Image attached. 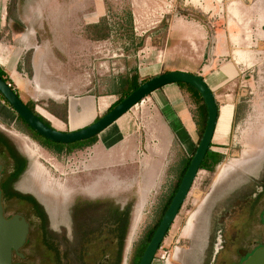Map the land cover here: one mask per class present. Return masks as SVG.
<instances>
[{"label":"rangeland","instance_id":"obj_1","mask_svg":"<svg viewBox=\"0 0 264 264\" xmlns=\"http://www.w3.org/2000/svg\"><path fill=\"white\" fill-rule=\"evenodd\" d=\"M0 9V22L7 24L9 33L31 31L28 40L38 43L41 51L38 82L55 95L93 94L116 102L126 77L144 80L169 70L200 73L202 67L218 74L227 66L229 76L219 80L214 90L220 118L210 149L221 156L214 171L240 153L245 143L256 148L264 114V0H0ZM93 25L107 26L108 36L98 39ZM12 36L4 39L16 42ZM14 38L13 44H18L19 38ZM29 55L31 59V50L21 61L29 79L18 92L24 101L30 95L38 98L35 109L42 112L45 101L40 97L45 93H32L25 61ZM180 94L181 99L171 104L162 91L150 93L127 111L129 131L111 127L104 138L100 133L95 142L63 153L42 148L0 98V130L28 161L17 186L46 206L54 230L47 236H53L55 243L65 236L68 242L60 250L69 248L67 256L51 249L34 223L21 249L25 257L14 256L15 263L96 264L114 258L115 241L106 224L97 233V224H92L89 231L86 227L72 238L68 207L73 195L80 194L91 203L97 199L129 206L130 228L121 261L128 264L134 244L159 217L179 179L182 161L200 139L198 104L188 91L180 89ZM248 176L236 166L212 188L215 174L200 170L151 264H202L207 237L215 227L212 220H224L225 230L231 232L237 220L248 214L247 207L230 201L233 190L241 188ZM202 200L193 233L186 235L185 220ZM6 204L8 214L24 209L16 200ZM91 215L99 217L94 210ZM80 249L83 255L77 254Z\"/></svg>","mask_w":264,"mask_h":264},{"label":"flooded vegetation","instance_id":"obj_2","mask_svg":"<svg viewBox=\"0 0 264 264\" xmlns=\"http://www.w3.org/2000/svg\"><path fill=\"white\" fill-rule=\"evenodd\" d=\"M231 114H233V107L231 109ZM232 116V115H231ZM263 122L258 127L257 133L259 134L256 136V143L257 146L255 149L253 147L246 144L243 145L244 147L240 150V153L234 154L230 161H227L224 165L220 166L217 172L214 171L217 163L213 164L214 159L211 158L209 160V164L207 167L200 168L199 170H204L209 172V174H215V178L211 183V187L215 188L219 183H221L225 176L234 169L236 166H240L243 168L245 172L250 173V176L247 177L246 181L244 182L243 186L239 189H234L230 195V201L234 203V205L247 207L248 214L241 217L237 220V224L232 226L231 232L225 230L226 224H224V220L220 218H216V220H212L215 227L214 230L207 237L206 241V248L203 252V260L202 264H243L246 258L258 247L264 245V114L262 115ZM217 131V129H216ZM216 137V135H215ZM214 137V138H215ZM221 137V136H220ZM42 146V145H41ZM42 148L46 149L47 151H52L57 153L53 149H49L45 146ZM16 149V148H15ZM211 150V149H210ZM18 152V151H17ZM19 153V152H18ZM15 153L10 151V149L6 147L0 146V161L4 160L7 162L8 165H4L0 162V192H1V199L3 205V214L6 218H11L15 215H18L19 218L23 217L25 221L28 223V235L25 244L28 242V236L31 232L32 226L34 223L36 224L38 235L42 236L45 232L44 228L40 225V218L39 214L35 210L33 203L26 198L19 197L17 193H21L22 195H27L29 197H33V194L30 192L21 190L17 186V182L19 178L26 172L28 168V161L25 158V166L24 168L18 167L15 164L16 156ZM194 152L189 156L192 158ZM24 157V156H23ZM259 164V168L258 167ZM189 165V164H188ZM187 165V167H188ZM261 165V167H260ZM186 167V168H187ZM22 169V170H21ZM186 170V169H185ZM185 170L183 174L185 173ZM256 170V171H255ZM255 171V172H254ZM197 172V173H198ZM182 174V176H183ZM182 176L179 178V182L177 183V187L181 181ZM197 176V174H196ZM195 176V178H196ZM194 178V180H195ZM193 180V182H194ZM210 178H207L206 181H209ZM193 184V183H192ZM192 187V185H191ZM190 187V189H191ZM242 191H241V190ZM174 191V193H175ZM190 191V190H189ZM172 194V190H170L167 194L166 200L164 204L161 206V212L159 214V219L154 222V224L149 228V230L143 233L142 238L137 241L132 249L131 255L136 247L140 245V241L146 239V245L149 243L153 233L155 232L159 222L162 219L163 214L165 213L170 201L174 195ZM188 194V193H187ZM187 196V195H186ZM185 196V198H186ZM184 198V200H185ZM15 200L19 203L24 205V209H15L12 210L10 214H8L9 207L7 206L6 202L11 201L15 202ZM37 201V200H36ZM95 202L91 203V200H85L83 197L73 195L68 207V217L73 225V237L77 235L78 232H81L82 229L89 231L88 229L90 225L97 224L95 227V231L100 232L102 229H105V224L102 222V214L104 215L105 211V200H94ZM38 202V201H37ZM184 202V201H183ZM167 204V206H166ZM183 204V203H182ZM202 204H204V200L199 203L198 209L194 210L191 215L186 218L185 226L183 227V233L186 235H192L194 221L197 215L201 211ZM94 207L93 209L91 208ZM182 206V205H181ZM129 206L120 207L121 209H126ZM166 207V208H165ZM43 210L46 214L47 209L46 206L43 204ZM165 208V209H164ZM181 208V207H180ZM130 209V208H129ZM164 209V210H163ZM92 210L99 213V217L97 215L92 216ZM33 213V214H31ZM32 215V216H30ZM97 218V219H96ZM99 219L102 224H99ZM47 226L51 230L50 220L47 217ZM210 222V221H209ZM236 222V221H235ZM173 224V223H172ZM171 224V225H172ZM99 226V229H98ZM171 227V226H170ZM169 227V229H170ZM102 228V229H101ZM129 225L127 226V230L125 232V239L129 229ZM169 229L167 230L164 238L166 237ZM100 230V231H99ZM54 231V230H53ZM94 232V231H93ZM63 235L59 237L57 247L60 249V245H63V240L61 239ZM161 241L159 248L160 249L163 241ZM23 245V247L25 246ZM23 247L21 249H23ZM20 249V251H21ZM143 249V251H144ZM177 251V249H176ZM175 251V253H176ZM83 254L84 250H78L77 254ZM143 254V252H142ZM14 257V256H13ZM131 258V257H130ZM141 258V257H140ZM107 257L104 258V261H99L96 264H106L105 260ZM130 261V260H129ZM14 262V261H13ZM15 263V262H14ZM23 264L21 262H17ZM90 264V263H87ZM130 264V262H128Z\"/></svg>","mask_w":264,"mask_h":264},{"label":"water","instance_id":"obj_3","mask_svg":"<svg viewBox=\"0 0 264 264\" xmlns=\"http://www.w3.org/2000/svg\"><path fill=\"white\" fill-rule=\"evenodd\" d=\"M184 82L193 86L201 95L206 106L207 118L203 133L195 148L194 154L181 181L175 191L170 204L162 216L149 243L146 245L138 264H151L154 256L163 240L167 230L173 223L185 196L190 190L193 180L199 170L200 164L211 147L217 120L219 118V106L214 92L205 81L202 74L186 72L182 70H169L154 75L143 81L137 88L131 91L121 101L108 109L90 124L76 130L61 131L44 123L17 92L0 76V94L5 98L11 108L30 127L40 135L54 142L72 143L99 135L108 126L118 120L129 109L153 91L172 83ZM1 168V165H0ZM28 235V223L22 217L15 215L6 218L3 214V205L0 192V264H20L13 262V256L24 258L20 249L26 242ZM243 264H264V245L256 248L243 262Z\"/></svg>","mask_w":264,"mask_h":264},{"label":"trees","instance_id":"obj_4","mask_svg":"<svg viewBox=\"0 0 264 264\" xmlns=\"http://www.w3.org/2000/svg\"><path fill=\"white\" fill-rule=\"evenodd\" d=\"M184 15H186L185 11L182 13ZM195 19L198 20V18L195 16ZM92 29L94 31H96V33H99L97 36L99 37L98 39H103L106 38L108 36V27L107 26H97V25H93ZM26 61V66L28 69V73L29 75L31 74V68H30V55L26 57L25 59ZM196 74V73H195ZM0 76L6 81L8 82L11 87L17 92L16 88L12 85V82L8 76V74L0 67ZM147 79L144 80H139L138 76L135 75L133 77H126L125 80L123 81L124 83L121 86V89L116 92L120 94V97L118 98V100L116 102H114L111 106L113 107L115 104H117L119 101H121L125 96H127L131 91H133L135 88H137L143 81H145ZM180 89H184L186 91H188L191 96H193L195 98V101L197 102V109H198V117H197V126H198V133L201 137L204 127H205V122H206V118H207V111H206V106L202 100V97L200 95V93L191 85L184 83V82H178L176 83ZM17 94L19 95V93L17 92ZM0 98L7 104L8 102L5 100V98L0 94ZM46 102L42 104L46 110H48L50 113H52L53 115L59 117L62 121L66 122L67 121V107L65 103H57L52 99H46L43 100ZM25 104L27 105V107L33 111L44 123H46L49 126H52L51 123L44 118L36 109H35V105L36 103L33 100H28V101H24ZM10 106V105H9ZM11 107V106H10ZM109 108V109H110ZM16 120L19 121L20 123L23 124V127L26 129L27 133L29 136H31V138H33L36 142H38L40 145L45 146L49 149H53L55 150L57 153H63L65 152H72L73 150L77 149V148H81L83 146L89 145L93 142H95L97 140L98 135H94L88 139H84V140H80V141H76V142H72V143H61V142H54L50 139L45 138L44 136L40 135L38 132H36L32 127H30L18 114H16ZM0 146L1 147H6L8 149H10V151L14 152L15 156H16V162L15 164L19 167L24 168L25 166V157H23L20 153L17 152V150L15 149L14 145L12 144V142L9 140V138H7V136L5 134H3V132L0 130ZM195 151V149H194ZM220 155L215 152L210 150V148L208 149L206 155L204 156L201 164H200V168H204L207 167L209 164V160L211 158L214 159L213 164L217 163L220 160ZM191 160V157H186L184 158V160L182 161V167H181V171L179 174V178L182 176L184 170L186 169L187 165L189 164ZM22 170V169H21ZM176 182L175 186L172 188V194L174 193L176 187H177V183ZM17 195L19 197H23L26 199H29L34 207L35 210L37 211V213L39 214V218H40V225L44 228L45 232L43 233L44 236V241L47 245H49V247H51V249L56 250V252H60L61 250L58 249L57 247V243L54 242V237L53 236H47L50 235V233L53 231L50 228H48L47 226V215L45 214L43 208L41 205H39V203L33 198V197H29V196H25L22 195L21 193H17ZM105 213L106 215L102 216L103 220L102 222L106 225H108L110 227V231L111 234L113 235L114 238V243L116 246V254L114 256V258H108L105 260L106 264H121L122 261V256H123V250H124V243H125V232L127 230V226L130 223V209L129 207H127L126 209H121L119 206L117 205H112V204H108V202H105ZM167 206V204H166ZM166 208V207H165ZM164 208V209H165ZM163 209V210H164ZM161 215V214H160ZM160 217H158L159 219ZM99 224H102L99 220ZM49 233V234H48ZM54 234V231H53ZM50 237H52V241H49ZM63 240V243H67L68 240L67 238H65V236H62L61 238ZM56 240V239H55ZM146 239H143L140 241V245L138 247L135 248V250L133 251L131 258H130V264H138L140 257L142 256V252L146 243ZM69 248L65 249L64 251H61L62 255L67 256L69 251ZM79 255H83V254H79ZM18 257V256H17ZM79 257V256H78ZM19 259H23L18 257Z\"/></svg>","mask_w":264,"mask_h":264},{"label":"crops","instance_id":"obj_5","mask_svg":"<svg viewBox=\"0 0 264 264\" xmlns=\"http://www.w3.org/2000/svg\"><path fill=\"white\" fill-rule=\"evenodd\" d=\"M2 11L3 10L0 9V16L3 14ZM6 27H7V24L5 23L2 24L0 22V67L8 74L12 82V85L16 88L17 92L20 89H23V88L25 89L26 87L25 78L29 79V77L24 74L23 69L21 67V63H22L21 61H22V56L23 54H25V52H27L28 50L32 51V55L30 59L32 79L28 80V81H32V86H31L33 89L32 93L33 94L34 93H37V94L45 93L44 94L45 98L40 97L41 100L52 99L57 103H65L67 107V121L66 122L62 121L59 117L50 113L44 107L42 108V112L39 111V113L44 118H46L54 128L61 130V131H69V130H76L79 128H83L84 126L90 124L95 119H97L99 116L104 114L113 104L114 100L110 98V96H101V95H93V94L81 95V96L55 95V94H52V92H50L49 89L41 87L40 83L38 82L37 75H36L37 66L39 62V56L41 53L38 43H35L37 41L35 40L33 42L35 44H30L28 38L31 35L30 34L31 31L29 33L28 32L26 33L25 30L21 31V29H18L16 31H12L9 33ZM12 34H14V36H12V39H14L16 42L17 40L14 37L19 38L18 44H13L16 42H12V41L4 39L6 35L10 36ZM229 73L230 72L228 71V67L224 66L218 74L207 71L205 67H202L201 72L199 74L203 75L205 81L207 82V84L210 86V88L214 92V90L218 86L217 82H219V80L222 81L224 78L228 77ZM220 75L221 77L219 78L221 79L218 78V76ZM157 91H162V93L165 95V99L168 100L171 104L178 102L179 99H181L180 89L176 83L167 84L155 90L154 92H157ZM18 93H19L20 98L22 99L21 93L20 92ZM22 100L24 101V99ZM28 100L37 101L38 98L34 97L33 95H30L27 101ZM8 109H11V108L9 107ZM130 116L131 115L129 114V112H126L125 114H123L118 120H116L113 124L108 126L105 130H103L100 134V137L104 138L106 136V133L109 131L111 127H115L116 131H122V132L129 131L127 127H131L130 126L131 123L129 121ZM6 118H7V115L3 114L2 119H6ZM122 120L124 122H122L121 125L118 124ZM218 122H219V119H218ZM218 122H217V125H218ZM217 125H216V129H217ZM215 133H216V130H215ZM119 141L120 140L115 142L116 145H118ZM129 141L132 143V139ZM102 145H104L103 146L104 149H107V146H105V144H102ZM113 146H115V144H113ZM149 166L150 165L146 163V167L148 168Z\"/></svg>","mask_w":264,"mask_h":264},{"label":"bare ground","instance_id":"obj_6","mask_svg":"<svg viewBox=\"0 0 264 264\" xmlns=\"http://www.w3.org/2000/svg\"><path fill=\"white\" fill-rule=\"evenodd\" d=\"M215 130H216V128H215Z\"/></svg>","mask_w":264,"mask_h":264}]
</instances>
